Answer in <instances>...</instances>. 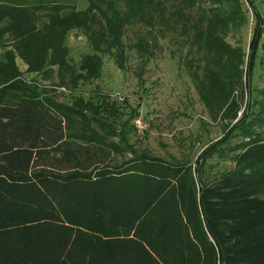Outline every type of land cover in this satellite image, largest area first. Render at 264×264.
Wrapping results in <instances>:
<instances>
[{
    "label": "trees",
    "instance_id": "1",
    "mask_svg": "<svg viewBox=\"0 0 264 264\" xmlns=\"http://www.w3.org/2000/svg\"><path fill=\"white\" fill-rule=\"evenodd\" d=\"M3 1L0 35L15 37L21 22L22 42L32 35L41 41L35 57L43 60L36 65L20 47L26 73L64 54L53 47L46 57L50 30L88 22L92 54L82 58L75 83L100 77L101 55L112 56L119 69L126 48L146 59L144 40L127 47L121 41L122 28L141 23L147 33L158 26L160 36L176 30L185 36L202 62L200 76L186 63L192 80L236 85L240 75L234 81L221 69L228 62L238 73L244 54L225 36L240 28L244 3L256 27L263 25L251 0H85L83 10L62 16L64 5L26 8ZM39 10L51 16L36 28ZM253 41L254 35L245 60L248 92ZM63 64L57 67L67 71ZM70 116L21 82L10 55L0 61V264H264V140L247 122L226 133L245 132L247 140L231 150V167L210 178L198 160L193 168L132 149L130 159L111 164L116 147L86 141L87 131L75 128Z\"/></svg>",
    "mask_w": 264,
    "mask_h": 264
},
{
    "label": "rangeland",
    "instance_id": "2",
    "mask_svg": "<svg viewBox=\"0 0 264 264\" xmlns=\"http://www.w3.org/2000/svg\"><path fill=\"white\" fill-rule=\"evenodd\" d=\"M251 1L263 25L256 27L244 3V19L240 28L228 31L224 39L230 47L239 48L246 60L250 41L257 33L258 40L251 47L254 49L256 46V55L249 92L244 77L245 60L237 68L240 74L228 62L221 69L234 81L240 75L236 85L230 80L221 87L214 81L207 86L206 82L199 80L204 78L199 77L202 62H197L198 54L186 42L185 36L177 30L164 32L160 36L158 26L147 33L149 29L141 23L126 26L124 31L122 28L121 41L127 47L144 40L149 48V56L145 59L135 49L126 48L123 68L119 69L112 56L101 55V75L95 80L80 82L76 76L82 74V58L92 54L89 30H84L88 22L72 25L75 27L65 25L61 31L50 30L46 39V57L50 51H54L53 47H62L64 54L57 57L55 64L44 62L40 69L31 73L25 72L28 65L19 55L20 47L24 46V56L36 62V65L43 60V56L40 60L35 57L41 41L32 35L22 42L24 27L20 22L16 25L18 31H15L18 39L8 36V33L0 35V61H5L10 55L21 82L28 89L35 90L44 101L68 110L70 119L77 122L75 128L87 131L86 141H90V138L115 146L111 164L118 165L130 159L128 149H132L137 154L144 151L166 162L188 163L193 168L198 160L199 164L203 162L205 176L214 178L231 167L230 157L235 152L231 150L247 140V133L238 130L226 135L232 126L244 120L249 130L264 140V0ZM1 3L26 8L64 5L61 16L72 10L81 11L87 6L85 0H4ZM197 4L206 7L202 2L198 1ZM117 7L120 8V5ZM193 13L197 12L194 10ZM46 14L51 16L46 11H36V28L47 21ZM137 47L144 48L145 44L139 42ZM188 61L193 64L194 70L197 68L195 71L199 79L192 80L190 77V70L186 66ZM210 63L211 60H208L207 64ZM59 64L65 65V68L68 66L71 71H63L62 67H57ZM75 79L80 81L75 83ZM216 79L219 80L217 74ZM197 87L201 88L200 91L196 90ZM201 94L209 102L206 105L202 102ZM80 116L84 123L80 121ZM222 139L225 142L217 145ZM93 141L90 142L95 143ZM212 149L215 150L210 152Z\"/></svg>",
    "mask_w": 264,
    "mask_h": 264
},
{
    "label": "water",
    "instance_id": "3",
    "mask_svg": "<svg viewBox=\"0 0 264 264\" xmlns=\"http://www.w3.org/2000/svg\"><path fill=\"white\" fill-rule=\"evenodd\" d=\"M256 40H257V33H256L255 36H254V42H253V45L255 44ZM251 49H253V48H251ZM212 146H213V144H212L209 148H211ZM209 148H208V149H209Z\"/></svg>",
    "mask_w": 264,
    "mask_h": 264
}]
</instances>
